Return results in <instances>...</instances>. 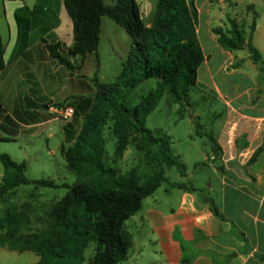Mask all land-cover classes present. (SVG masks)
Listing matches in <instances>:
<instances>
[{
  "label": "trees",
  "instance_id": "1",
  "mask_svg": "<svg viewBox=\"0 0 264 264\" xmlns=\"http://www.w3.org/2000/svg\"><path fill=\"white\" fill-rule=\"evenodd\" d=\"M212 2V0H211ZM71 20L73 41L68 53L84 55L96 52L101 19L107 15L122 25L131 37L132 49L121 71L111 82L93 75L92 98L79 102L84 109L80 127L70 144L61 143L67 167L76 180L58 182L53 178H28L25 160H14L0 151L4 173L0 197L18 185L32 182L35 186L66 187V192L47 210L48 223L41 229L26 231L29 214L12 206L0 215V247L18 252L32 250L38 259L32 264H116L124 259L131 246L125 220L136 212L145 196L161 183L197 190L185 182L170 181L166 168L175 165L181 176L186 165L173 152L170 136L161 128L144 124L146 116L158 104L164 92L171 99L190 104V90L197 84L199 65L205 54L197 33L198 9L195 0H156L152 18L147 23L137 0H63ZM226 26L216 25L211 31L222 48L232 52L246 49L249 58L264 70V54L252 42L255 18L249 29L236 17L227 16ZM57 61L72 67L58 50V41L46 42ZM4 46L0 35V69L4 66ZM241 62H234L237 68ZM154 77L156 85L133 101L129 92L139 82ZM74 112L77 114V110ZM221 112L216 114L219 116ZM66 130V127H65ZM214 157L221 149L214 132H204ZM66 137L68 133L66 131ZM11 139L2 135L0 140ZM112 140V150L106 147ZM132 144L141 156L143 167L132 165L121 171L118 160ZM262 146L252 154L253 160ZM222 169L220 164L217 165ZM218 214L211 197L205 196ZM90 246L88 257L85 249Z\"/></svg>",
  "mask_w": 264,
  "mask_h": 264
},
{
  "label": "crops",
  "instance_id": "2",
  "mask_svg": "<svg viewBox=\"0 0 264 264\" xmlns=\"http://www.w3.org/2000/svg\"><path fill=\"white\" fill-rule=\"evenodd\" d=\"M207 31L211 44L205 47L200 40L205 58L197 83L225 104L214 131L220 157L211 150L205 163L214 181L210 179L206 190L194 183L196 179L190 182L202 191L163 182L145 196L125 220L131 246L116 264H264V79L259 80L260 70L248 52L242 59L239 50L221 47L210 26ZM0 35L5 60L0 69V120L7 118L2 129L15 138L37 136L51 120H62L59 107L72 105L77 114L61 124V143L70 144L85 111L79 102L94 95L97 62L94 52L68 53L73 33L63 0H0ZM54 41L72 67L51 55L46 42ZM252 42L264 54V29L258 19ZM237 61L239 67L223 71L226 63ZM52 135L49 130L46 138ZM185 175L193 176L187 171Z\"/></svg>",
  "mask_w": 264,
  "mask_h": 264
},
{
  "label": "rangeland",
  "instance_id": "3",
  "mask_svg": "<svg viewBox=\"0 0 264 264\" xmlns=\"http://www.w3.org/2000/svg\"><path fill=\"white\" fill-rule=\"evenodd\" d=\"M108 3L112 0H106ZM144 20L152 18L156 0H137ZM198 9V36L201 43L210 46L211 40L207 26H226L227 16L236 17L237 21L248 31L252 18L258 19L264 29V0H195ZM132 49L131 37L124 27L107 15L102 16L99 43L95 52L97 62L96 75L101 81L111 82L121 71L124 62L128 59ZM236 53L242 59H247V51L240 49ZM227 65V66H226ZM223 66L231 67V64ZM259 70V68H257ZM236 74H233L235 76ZM217 83L222 86L220 74H216ZM264 79V70L259 72V80ZM190 90V104L171 99L167 92L161 96L155 108L146 116L144 124L152 129L161 128L170 136V144L174 153L179 154L186 165V171L193 176H181L175 165L166 168V175L171 179L181 180L186 184L194 179L196 185L206 190L207 184L214 176L205 170L206 161L210 158L211 148L204 132H214L218 126L216 114L221 112L225 104L214 94L208 91L198 81ZM156 85L154 77L139 82L129 92V96L136 101L138 96ZM51 116H54L51 114ZM7 118L0 120L1 133L10 135L11 139L0 140V151L6 152L14 160H25L24 170L28 178H53L58 182H73L76 174L66 165V160L60 150L62 142V120H51L50 127L40 129L37 136L29 134L12 135L2 129ZM3 120V122H2ZM73 120V118H72ZM81 123V118L77 119ZM76 121V122H77ZM52 130L53 135L46 138L47 132ZM106 147L112 150V140H108ZM204 162V164L202 163ZM144 166L141 156L132 144H129L123 156L118 160L121 171H126L132 165ZM4 173V166L0 160V172ZM2 173V174H3ZM2 175L0 176V181ZM164 184H161L163 186ZM66 187L35 186L32 182L18 185L13 191L0 197V215L7 208L15 205L29 214V226L26 231L41 229L48 223V208L65 192ZM202 191L201 189H197ZM85 254H91V247L85 249ZM38 254L32 250L18 252L7 246L0 247V264H32ZM84 264H88L87 260Z\"/></svg>",
  "mask_w": 264,
  "mask_h": 264
},
{
  "label": "built area",
  "instance_id": "4",
  "mask_svg": "<svg viewBox=\"0 0 264 264\" xmlns=\"http://www.w3.org/2000/svg\"><path fill=\"white\" fill-rule=\"evenodd\" d=\"M58 117L67 122L73 118L74 107L72 105H65L57 109Z\"/></svg>",
  "mask_w": 264,
  "mask_h": 264
}]
</instances>
